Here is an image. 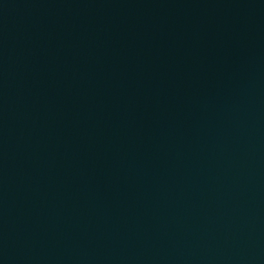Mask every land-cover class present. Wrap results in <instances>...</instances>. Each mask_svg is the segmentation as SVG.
<instances>
[{
  "label": "water",
  "instance_id": "95a60500",
  "mask_svg": "<svg viewBox=\"0 0 264 264\" xmlns=\"http://www.w3.org/2000/svg\"><path fill=\"white\" fill-rule=\"evenodd\" d=\"M0 264H264V0H0Z\"/></svg>",
  "mask_w": 264,
  "mask_h": 264
}]
</instances>
